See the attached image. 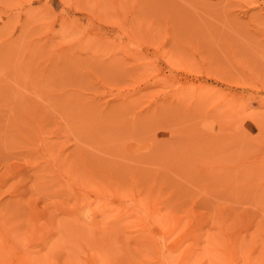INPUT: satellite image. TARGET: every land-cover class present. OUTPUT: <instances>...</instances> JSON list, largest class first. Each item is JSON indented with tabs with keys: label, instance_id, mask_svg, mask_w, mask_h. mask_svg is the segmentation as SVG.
Returning <instances> with one entry per match:
<instances>
[{
	"label": "rangeland",
	"instance_id": "1",
	"mask_svg": "<svg viewBox=\"0 0 264 264\" xmlns=\"http://www.w3.org/2000/svg\"><path fill=\"white\" fill-rule=\"evenodd\" d=\"M0 264H264V0H0Z\"/></svg>",
	"mask_w": 264,
	"mask_h": 264
},
{
	"label": "bare ground",
	"instance_id": "2",
	"mask_svg": "<svg viewBox=\"0 0 264 264\" xmlns=\"http://www.w3.org/2000/svg\"><path fill=\"white\" fill-rule=\"evenodd\" d=\"M181 245V244H180ZM231 248V247H230ZM231 250H232V248H231ZM234 251V250H233ZM233 251H232V253H233ZM229 253H231V252H229ZM234 254V253H233ZM230 260H232L233 262L235 261V260H233V259H230Z\"/></svg>",
	"mask_w": 264,
	"mask_h": 264
}]
</instances>
